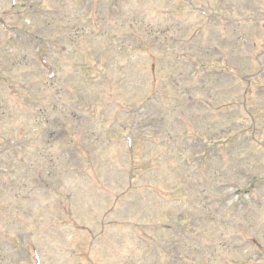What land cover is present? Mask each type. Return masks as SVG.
Returning <instances> with one entry per match:
<instances>
[{
    "label": "rangeland",
    "instance_id": "1",
    "mask_svg": "<svg viewBox=\"0 0 264 264\" xmlns=\"http://www.w3.org/2000/svg\"><path fill=\"white\" fill-rule=\"evenodd\" d=\"M0 19V264H264V0Z\"/></svg>",
    "mask_w": 264,
    "mask_h": 264
}]
</instances>
